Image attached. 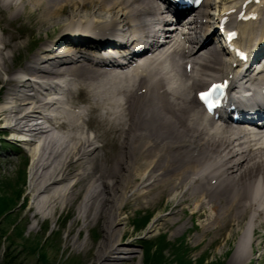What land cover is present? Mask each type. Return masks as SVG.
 Instances as JSON below:
<instances>
[{
	"label": "bare ground",
	"instance_id": "bare-ground-1",
	"mask_svg": "<svg viewBox=\"0 0 264 264\" xmlns=\"http://www.w3.org/2000/svg\"><path fill=\"white\" fill-rule=\"evenodd\" d=\"M244 2L208 1L185 36L188 43L202 45L187 52L179 47L166 56V47L156 51L145 66L146 76L139 80L77 58L79 45L42 48L21 75L8 77L4 85L9 86L7 97L0 105L1 128L12 136V142L21 139L22 144L35 147L25 196L30 199V218L50 219L73 208L65 241L81 245L91 256L89 264H128L134 260L137 251L120 246L127 233L126 226L120 227V216L137 202L149 208L165 199L163 207H171L169 219H161L165 224L175 221V213L190 210L204 219L205 235L215 228L232 234L250 215L241 228L237 248L250 244L253 252L251 233L255 237L264 227V147L245 153L234 141L245 131L216 127L191 98L210 81L234 71L222 48L204 31L211 18L207 9L219 3L224 5L223 11H229L241 8ZM157 9L153 0H0V31L5 33L7 23L25 18L30 23L37 17V27H46L47 32L54 28L72 35L76 30L103 33L127 27L126 36L137 42L136 37L149 26L145 19L151 17L154 22ZM64 15L67 19L63 20ZM233 25L240 32L239 45L250 47L254 41L261 45L262 21ZM86 46L83 43L81 49L87 50ZM10 49L16 50L17 45L0 35V72H9L5 51ZM94 57L104 62L114 60L105 53H95ZM183 60L193 65L192 76L183 70ZM163 66L181 81L182 90H165L164 80L170 78L163 71V78H159ZM252 73L247 68L245 76ZM66 77L75 83L66 92H57ZM81 94L88 106L76 111L73 105ZM120 97L123 103L116 102ZM98 142H103L102 146H96ZM255 175L259 179L256 186ZM2 201L1 210H5L8 204L4 198ZM158 222L155 217L154 225ZM96 228L101 230L96 246L80 240L84 229ZM17 233L21 235L19 230ZM234 257V261L243 262L248 254L238 250Z\"/></svg>",
	"mask_w": 264,
	"mask_h": 264
},
{
	"label": "rangeland",
	"instance_id": "rangeland-1",
	"mask_svg": "<svg viewBox=\"0 0 264 264\" xmlns=\"http://www.w3.org/2000/svg\"><path fill=\"white\" fill-rule=\"evenodd\" d=\"M211 10L218 13L216 6ZM66 15L62 16L63 20L67 19ZM21 22L22 20L16 22L7 31L10 37L20 36L21 39L14 43L17 45L16 50L5 51L9 56L6 63L9 72L5 73L3 70L0 72V105L7 97L9 86L4 85H7L8 77L17 73L18 69L24 68L30 56L40 49V44L58 31L51 28L47 32L46 27L39 29L37 17L25 26L28 31L23 27L19 29ZM21 43L23 45H20ZM12 89L15 90L14 87ZM3 133L6 132L0 124V136L4 137H0V141H4L0 142V196H2L0 202L3 198L11 202L0 218V264L6 263L7 255V262L10 264H89L91 256L81 245L71 246L65 241L73 219V208L64 213L59 212L50 219L30 218L31 214L28 211L30 199H25V196L35 147L22 143L16 145L10 140L8 133L6 135ZM4 183L6 187H3ZM5 191L9 193L5 194ZM165 200L161 203L156 202L149 208L142 207V203L137 202L120 216V219H123L120 227L126 226L127 231L122 238L125 243L120 246L137 251L135 259L128 264H232L240 235L239 228L235 227L232 234L215 228L205 235L202 229L204 219L192 214L190 210L175 213V221L171 220L165 224L161 219L164 217L169 219L170 216L167 214L171 212L170 205L163 207ZM78 203L79 201L75 203V207ZM155 217L160 219L156 225L153 223ZM248 218L243 219L242 226L246 224ZM126 223L127 225H124ZM17 230L21 235L18 236V233L16 235ZM100 233V228L90 231L84 229L80 240L87 239L89 246H96ZM76 234L75 231L73 236ZM257 236H261L259 241L262 245L256 248L254 253H250L243 263L236 260L233 264H264V228L259 230ZM127 241H131L132 244L127 245Z\"/></svg>",
	"mask_w": 264,
	"mask_h": 264
},
{
	"label": "trees",
	"instance_id": "trees-1",
	"mask_svg": "<svg viewBox=\"0 0 264 264\" xmlns=\"http://www.w3.org/2000/svg\"><path fill=\"white\" fill-rule=\"evenodd\" d=\"M5 199V198H4ZM5 201L7 202V204L9 203V202H11V200H9V199H5ZM2 200H1V202H0V218H1V216L2 215H4L3 213H4V209L3 210H1L3 207H4V205L2 204ZM6 204V205H7ZM6 210V209H5ZM45 257H42V259H44ZM7 259H8V255H7ZM7 259H6V263L5 264H10V262L8 261L7 262Z\"/></svg>",
	"mask_w": 264,
	"mask_h": 264
}]
</instances>
